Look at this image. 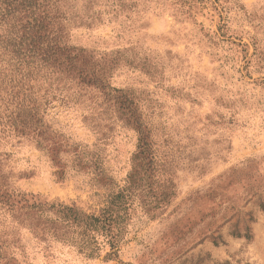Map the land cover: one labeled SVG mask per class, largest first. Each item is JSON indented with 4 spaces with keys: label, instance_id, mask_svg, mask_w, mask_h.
Wrapping results in <instances>:
<instances>
[{
    "label": "rangeland",
    "instance_id": "rangeland-1",
    "mask_svg": "<svg viewBox=\"0 0 264 264\" xmlns=\"http://www.w3.org/2000/svg\"><path fill=\"white\" fill-rule=\"evenodd\" d=\"M46 10L0 23V264H264V0Z\"/></svg>",
    "mask_w": 264,
    "mask_h": 264
},
{
    "label": "trees",
    "instance_id": "trees-1",
    "mask_svg": "<svg viewBox=\"0 0 264 264\" xmlns=\"http://www.w3.org/2000/svg\"><path fill=\"white\" fill-rule=\"evenodd\" d=\"M46 9L47 0H0V23L1 27L8 26L5 37L9 46L13 44L29 55L42 50L50 40Z\"/></svg>",
    "mask_w": 264,
    "mask_h": 264
}]
</instances>
